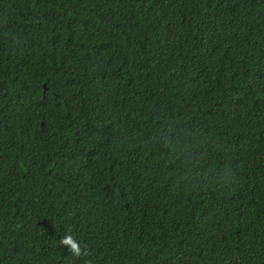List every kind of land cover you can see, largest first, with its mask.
<instances>
[{"label": "trees", "instance_id": "1", "mask_svg": "<svg viewBox=\"0 0 264 264\" xmlns=\"http://www.w3.org/2000/svg\"><path fill=\"white\" fill-rule=\"evenodd\" d=\"M0 264H264V0H0Z\"/></svg>", "mask_w": 264, "mask_h": 264}, {"label": "clouds", "instance_id": "2", "mask_svg": "<svg viewBox=\"0 0 264 264\" xmlns=\"http://www.w3.org/2000/svg\"><path fill=\"white\" fill-rule=\"evenodd\" d=\"M65 243L70 245V250H71V252L73 254L79 255L80 249H79V247H78V245L76 243H70V242H68L66 240H65Z\"/></svg>", "mask_w": 264, "mask_h": 264}]
</instances>
